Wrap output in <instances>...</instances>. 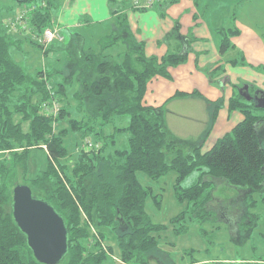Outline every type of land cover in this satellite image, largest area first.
<instances>
[{
	"label": "trees",
	"instance_id": "trees-1",
	"mask_svg": "<svg viewBox=\"0 0 264 264\" xmlns=\"http://www.w3.org/2000/svg\"><path fill=\"white\" fill-rule=\"evenodd\" d=\"M63 1L15 3L19 8L39 6L30 16V26L41 35L52 26ZM109 6L112 14L124 12V5L117 0H109ZM10 16H4L0 9V264H41L13 219L14 189L10 192L8 181L15 178L14 170L23 173L22 182L16 186H28L35 198L51 204L66 222L68 254L60 264H115L116 259L124 264L147 263L145 255L157 247V235L168 227L153 223L147 214V201L156 196L151 188L141 185L139 174L158 182L176 173V200L187 208L170 221L178 237L188 231L177 224L187 218L190 210L191 219L196 221L212 216L207 206L215 181L244 194L246 220L250 219L246 212L264 202V197L254 199L264 194V110L254 102L240 95L232 97L230 109L240 110L243 121L211 150L203 153L200 145L185 157L178 142L170 141L164 130V106H147L144 97L153 79L171 80L170 69L185 63L186 53H168L161 59L146 57L142 44L135 46L123 14L112 35L100 42V50L82 46L78 58L66 63L68 72L42 68L30 74L13 57V51L22 52L24 42L41 49L47 57L55 49L70 51L80 36L72 34L66 48L53 44L44 51L30 38L20 40L10 35L5 26ZM236 33L229 29L230 37ZM220 35V52L224 54L230 50L231 41L224 29ZM120 41L124 52L104 54ZM73 75L78 76L79 90L72 95L66 86L72 83ZM187 96L192 95L179 93L175 97ZM55 100L62 104L56 120L45 115L42 108ZM118 116L128 117V124L113 126L109 132L108 127ZM56 124L61 127L57 131ZM70 134L79 135L82 142L75 150L86 139L100 148L78 152L76 163L69 165L66 161L71 154L65 138ZM124 135L126 140L119 139ZM43 147L48 156L46 169L29 179L28 156ZM194 172L199 173V179L184 189L183 182ZM110 241L115 245L108 246Z\"/></svg>",
	"mask_w": 264,
	"mask_h": 264
},
{
	"label": "rangeland",
	"instance_id": "rangeland-1",
	"mask_svg": "<svg viewBox=\"0 0 264 264\" xmlns=\"http://www.w3.org/2000/svg\"><path fill=\"white\" fill-rule=\"evenodd\" d=\"M196 2L203 8L201 11L199 10L201 18L195 27L196 21L191 24L188 19L193 12L192 6L196 5ZM132 4L133 0L126 1L127 8ZM173 5H179L183 12L170 30L158 32L167 22L175 19L172 9L167 10L170 4L159 8L158 11L155 10L160 17L158 20L153 18L150 21L151 27L145 26V20L140 21L142 14L137 15L135 19L129 17V32L133 36L136 47H140L141 43L137 40L144 38L142 31L146 27L145 29H149L151 47L155 51L159 48H165L167 53L182 54L187 52L196 61L200 49H206L209 50L205 53L207 60H210L214 54V36L209 29L211 20L205 17L209 11V15L213 19H217L216 24L222 22L220 24L222 27L218 32L224 29L228 36L230 35L229 29L237 32L235 35L229 36L231 47L226 55L229 63L223 64L221 69L213 71V69L199 67L201 65L199 58L198 68L194 63L188 69H184L190 74L177 72V67H173L169 71H172V74L170 73L171 80L174 81L175 79V84L178 86L174 87L175 92L178 91L177 88L181 84L179 90L182 91L193 86L190 95L194 97L179 99L164 105V130L170 141L178 142V147L187 157L195 147L200 145L203 153L211 150L219 139L227 133H231L233 128L243 121L241 111L231 110L229 106V100L235 95H239L241 89L248 87L251 96L258 92L264 93V0H179V2L171 4V6ZM18 6L13 0H0V9L4 16L18 12L20 9ZM205 6L208 8L206 9ZM91 20L94 21V19ZM137 23H139L138 26H136ZM141 24L143 26H140ZM177 26L178 29L176 30ZM192 26L194 30L191 34L188 29ZM134 27L141 28V32L137 34L133 29ZM113 28L114 25L111 27V32ZM10 35L22 39V34H15L12 31ZM65 35L68 36V33L66 32ZM184 37L188 39V42L184 41ZM194 37L203 39L205 43L201 45L198 42H193ZM215 37L218 38V36ZM26 38L29 37L25 35V40ZM190 41L191 43H189ZM70 42L71 37L68 45ZM173 42H175L174 46ZM89 43V38L85 40L84 37H79L70 51L55 49L47 57L41 49L26 44L22 52L13 51V57L24 67L25 72L30 74L42 68L48 71H50L49 69L59 71L64 69V72H68L66 63H71L78 58V52L82 46L87 48L94 46V41L90 43V46ZM62 44L55 45L63 48L68 46ZM93 48L95 49V47ZM115 48L113 52L115 54L122 52L121 50L124 52L122 43ZM76 62L77 60L73 64ZM66 77L69 78V75L67 74ZM72 78L74 75L70 79ZM148 88L151 90V86ZM66 90L72 95L79 90L78 76H75L71 84L68 83ZM128 120V117L118 116L108 129L112 131L113 126L125 127ZM60 128L56 124L55 130ZM65 139L71 154L66 163L73 165L76 163L78 152L83 151L81 145L79 150H75V148L82 142L79 135L75 134L67 135ZM119 139L126 140L127 136H121ZM110 151L113 149L111 148ZM44 153L43 150L35 149L29 154V179H34L36 169L40 170L36 166L37 163L41 167L40 171L46 169L48 156ZM14 171L15 178L8 181L10 192L18 181L22 182L23 173L18 170ZM138 179L142 186L151 188L153 195L156 196L147 201V214L153 223L168 227L165 232L157 235V247L145 255L146 264H186L188 261L193 263L195 260L215 261L223 258L230 260L228 264H239V261L249 259L264 261L263 201L257 203L256 207H251L248 213L246 212L250 218L246 220L245 203L242 198L244 194L231 187H225L222 181L214 180L217 187L214 185L215 187L211 188L213 191L212 199L207 206V211L212 216L202 220V222L199 219L196 221L194 218L191 219L193 212L190 210L187 218L177 224V226H186L188 231L178 237L175 236L170 221L187 208L185 209V204L180 205L176 200V173L171 172L158 182H153L142 174L138 175ZM198 179L199 173L194 172L183 182L182 187L184 189L190 188ZM261 197H264V194L257 195L254 199L259 201ZM157 201L160 202L158 205ZM245 223L249 224L246 225ZM102 231L104 232V230ZM110 237L113 238V236ZM109 243L108 246L115 245L111 241Z\"/></svg>",
	"mask_w": 264,
	"mask_h": 264
},
{
	"label": "crops",
	"instance_id": "crops-1",
	"mask_svg": "<svg viewBox=\"0 0 264 264\" xmlns=\"http://www.w3.org/2000/svg\"><path fill=\"white\" fill-rule=\"evenodd\" d=\"M117 1L120 4L124 5L123 14L126 15L127 25H128L129 17L135 19V18H137V15L142 14L143 16H141L140 21L145 20V26L147 25L149 27H151L150 21L153 20V18H156L158 20V17H160V15H158L155 10L158 11L159 8L161 9L165 5L170 4V7L167 10H169L170 8L172 9L173 16L175 17V19H171L169 22H167L162 27V29H159L158 32H161L164 30H170L171 28H173V26L176 24V19H178L179 16H182V12H183V10L181 8H179L180 7L179 5L171 6L172 3H169L170 0L164 1L161 4L155 6L153 9H150L147 11H137L133 8V4L127 8L126 7V1L127 0H117ZM176 2H179V0H177ZM176 2H173V3H176ZM192 7H193V12L189 16L188 20H190L191 24H192V22L196 21V24L194 25L196 27L198 25L197 21H199L201 18V12L200 11H201V8H203V7H200L198 2H196V5H194ZM205 7H206V9L208 8L207 6H205ZM209 12L206 14L205 17H208L209 20H211V26H209V29L211 30V33L214 36V39H213L214 54L212 55V58H210V60H207V57H206L207 54H205V53H207L209 50H206V49L205 50L200 49V52H198V58H196V61L194 60L193 56H189L186 52V54H187L186 61H185V63H183L182 65L177 67L178 68L177 72L190 74L189 71L184 70V69H188V67L193 65L194 63H196V67L198 68V59L199 58H200V64H201L199 67L202 66L203 68L213 69V71L214 70L216 71L217 69H221L223 64L227 65L229 63L227 61L226 55L230 50L224 54H222L220 52L222 37L220 35V32H218V31L220 30V27H222L220 25L222 22L219 24H216L217 19H213L212 16L209 15ZM123 14H120V15H123ZM11 15H13V14H11ZM120 15L119 14H112V11H111L110 6H109V0H64L61 10L56 15V17L53 19L51 25H54L55 27H57L60 30L61 34L65 38V41L63 44L62 43H55V44L68 45V42L70 40L71 35L77 34L80 37H84L85 40L87 38H89L90 43L92 41H94V47H96L97 50L99 51L100 50L99 49L100 42L103 39L112 35L113 31L112 32L110 31L111 27H112V25H114V27H115L117 19L119 18ZM213 15H215V14H213ZM91 19H94V21ZM138 24L139 23H137L136 26H138ZM140 26H143V25L141 24ZM102 28H104V30H102ZM128 28H129V26H128ZM145 28L142 31L144 34V38L140 39V40L138 39L137 41L140 42L142 44V46L144 47V53H145L146 57H148V58L155 57V58L161 59L164 56H166L168 53H167V50L165 48H159L155 51L153 49V47H151L150 35L148 32L149 29H145ZM133 29L135 32H137V34H139L142 30L139 27H134ZM193 30H194L193 26L189 27V29H188V31L191 34H192ZM66 32L68 33V36L65 35ZM215 36H218L219 39L216 38ZM18 39H20V38H18ZM24 39H25V36H22V39H20V40H24ZM184 41L188 42V39L185 38ZM193 42H196V43L198 42L201 45L205 43V41L203 39H197L195 37L193 38ZM90 43L88 44L89 46H90ZM121 43H122V41H120L115 47H118ZM189 43H191V41ZM26 44H27V42H24L23 46L21 47L22 51H23L24 45H26ZM172 44L174 46L175 42H173ZM156 45L158 46V44H156ZM114 48L108 49L107 51L104 52V54L105 55H111V56L117 55L118 53L117 54L113 53L114 50L116 49V48L115 49ZM19 52H21V51H19ZM98 53H103V50L101 52H98ZM170 70H172V69H170ZM170 73L172 74V71ZM171 81H173V79L172 80H166V79H163L160 77L153 79L147 86V88L149 86H151V90H148L149 88L147 89L146 95L144 97V103L147 106H153V107L157 108V107L167 105L168 103L174 102V101L179 100V99L191 98L188 96L184 97V98H176L175 96L177 94H179V91H181V93H183V94H191V90H193V86L187 87L182 91V90H179L180 86L182 85L181 84L179 86V88H177L178 91L175 92L174 87H178V86H176V84H175V79H174L173 83H171ZM169 88H170V90H168ZM109 132H111V131H109ZM43 152H45L47 155L46 149L43 148ZM36 166L38 169L41 170L39 163H37ZM40 170L36 169L35 173L37 174L38 172H40ZM223 184L225 185V187H228L224 182H223ZM216 187H217V185H216ZM196 261H197V263H192V262L190 263L188 261L186 264H228V263H230V260L225 259V258H223L222 260L217 259L215 261H211L208 259H202V260H196ZM115 264H124V263H122L121 261L116 259ZM239 264H264V261L249 259V260L239 261Z\"/></svg>",
	"mask_w": 264,
	"mask_h": 264
},
{
	"label": "water",
	"instance_id": "water-1",
	"mask_svg": "<svg viewBox=\"0 0 264 264\" xmlns=\"http://www.w3.org/2000/svg\"><path fill=\"white\" fill-rule=\"evenodd\" d=\"M26 1L15 0L19 4ZM249 93V88L245 87L239 95L264 110V93L258 92L254 96ZM12 215L37 262H62L68 254V229L65 220L51 204L35 198L28 186L18 185L13 190Z\"/></svg>",
	"mask_w": 264,
	"mask_h": 264
},
{
	"label": "built area",
	"instance_id": "built-area-1",
	"mask_svg": "<svg viewBox=\"0 0 264 264\" xmlns=\"http://www.w3.org/2000/svg\"><path fill=\"white\" fill-rule=\"evenodd\" d=\"M164 1L167 0H133V7L139 11H147L153 9L155 6L161 4ZM38 8L39 6L36 5H25L21 7L18 12L11 15L5 20V26L10 30L11 33L13 31V33L15 34H22V36L27 35L34 42L40 44L44 51L55 43H64V36L54 25L49 28H45L41 35H38L34 32L33 28L30 26V16ZM42 108L45 115L50 116L56 120L60 114L62 104L60 101L55 100L51 105L44 104ZM43 148L46 149V147ZM99 148L100 145L94 143L90 139H86L81 146V149L83 151H92ZM91 229L94 237L98 238L93 226H91Z\"/></svg>",
	"mask_w": 264,
	"mask_h": 264
}]
</instances>
